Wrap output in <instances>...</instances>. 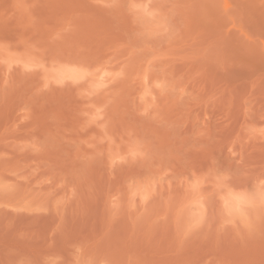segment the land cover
<instances>
[{
	"label": "rangeland",
	"instance_id": "1",
	"mask_svg": "<svg viewBox=\"0 0 264 264\" xmlns=\"http://www.w3.org/2000/svg\"><path fill=\"white\" fill-rule=\"evenodd\" d=\"M0 264H264V0H0Z\"/></svg>",
	"mask_w": 264,
	"mask_h": 264
}]
</instances>
